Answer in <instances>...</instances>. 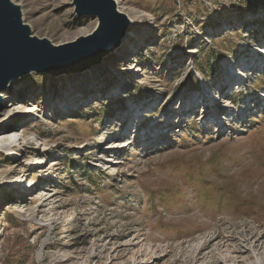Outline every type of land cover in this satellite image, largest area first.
Instances as JSON below:
<instances>
[{"label":"rangeland","instance_id":"obj_1","mask_svg":"<svg viewBox=\"0 0 264 264\" xmlns=\"http://www.w3.org/2000/svg\"><path fill=\"white\" fill-rule=\"evenodd\" d=\"M10 1L54 46L100 26ZM115 1L114 53L2 93L0 264H264V0Z\"/></svg>","mask_w":264,"mask_h":264},{"label":"water","instance_id":"obj_2","mask_svg":"<svg viewBox=\"0 0 264 264\" xmlns=\"http://www.w3.org/2000/svg\"><path fill=\"white\" fill-rule=\"evenodd\" d=\"M74 6L78 15L96 17L100 26L76 42L54 46L32 37L19 6L0 0V109L1 93L12 80L34 71L55 76L76 72L120 47L129 19L117 10L115 0H74Z\"/></svg>","mask_w":264,"mask_h":264},{"label":"bare ground","instance_id":"obj_3","mask_svg":"<svg viewBox=\"0 0 264 264\" xmlns=\"http://www.w3.org/2000/svg\"><path fill=\"white\" fill-rule=\"evenodd\" d=\"M115 2H116V1H115ZM129 25H130V21H129ZM129 25H128V26H129ZM127 28H128V27H127ZM125 32L127 33V35L131 34V30H130L129 28H128V30L126 29ZM126 33H124V36H123V38H122V41H123V39L125 38ZM127 35H126V36H127ZM120 46H121V45H120ZM118 48H119V47H118ZM118 48H117V49H118ZM117 49H116V50H117ZM114 52H115V51H114ZM114 52H113V53H114ZM111 54H112V53H111ZM111 54H110V55H111ZM108 56H109V55H108ZM93 64H96V62H94V63H92V64H90V65L92 66ZM91 66H89V68H90ZM80 71H82V70H80ZM73 72H75V71H73ZM73 72H70V73H68V74H71V73H73ZM76 72H77V71H76ZM79 73H80V72H79ZM66 74H67V73H66ZM77 74H78V73H77ZM77 74H72V75H77ZM63 77H69V75H68V76H67V75H64ZM14 81H15V80H12V81L9 83L7 89L11 86V84H13ZM4 91H5V90H4ZM4 91H3V92H4ZM3 92H2V93H3ZM2 93H1V96H2ZM1 106H2V105H1ZM5 122H6V121H5ZM5 130L7 131L8 129H5ZM5 133H6V132H5ZM4 148H5V147H3V146L0 145V149H4ZM9 151L11 152L12 150L9 149ZM44 158H45V157H44ZM41 160H43V159H41ZM41 162H42V161H41ZM43 162H44V161H43ZM138 253H139V251H138ZM133 256H134V255H133ZM133 258H134V257H133ZM255 263H256V264H262L260 259H256V262H255Z\"/></svg>","mask_w":264,"mask_h":264}]
</instances>
